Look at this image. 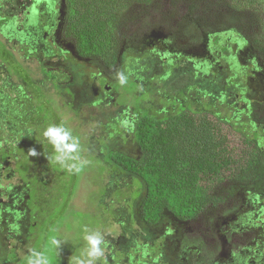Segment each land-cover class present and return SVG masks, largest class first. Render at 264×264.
<instances>
[{"label":"rangeland","instance_id":"rangeland-1","mask_svg":"<svg viewBox=\"0 0 264 264\" xmlns=\"http://www.w3.org/2000/svg\"><path fill=\"white\" fill-rule=\"evenodd\" d=\"M170 4L171 0H163V8L170 7ZM1 5L2 15L17 16L19 22L27 18L26 13L29 14L27 10L35 7L41 8L40 13L50 9V16L56 11L53 19L57 21L59 18L60 21L63 19L59 10V0H38L35 4L34 0H1ZM177 10L176 16H180L186 13L187 6L180 3ZM170 14L168 12L165 17H156V20L166 22ZM48 17L45 14L43 19ZM173 21L175 20L172 19ZM172 26L173 23L168 26H156L145 35L142 45L125 50L122 60L123 72L129 70L133 78L125 73L124 84H121L120 80L116 82L99 67L74 54L68 42H61L64 51H60V46L55 43L59 38V30L55 27L53 28L56 30L52 28L50 31L49 42L53 45L46 56L43 52L32 51L23 42L13 39H4L7 45L5 47L0 39V55L1 50L8 49L9 53L14 51L16 60L10 58V62L7 60L5 63L0 57V147L6 146L5 152L8 156L3 159L0 154V206L4 210L6 223L2 235L4 259L10 258L2 264H27V258L33 251L48 256L49 264H76L77 258H87L85 228L89 232L99 231L104 237L105 243L102 245L104 255L94 264L195 263L198 256L195 257L194 254L192 257L191 252L194 249L183 248L179 254V242L182 235L190 233L191 229L193 230L191 233L199 235L205 227L201 220L195 221L194 224L187 223H191L190 227H180V221L170 213L167 214L166 222L159 227L156 224L147 225L139 211V198L135 196L136 190L143 193V189L137 185L139 182L133 176L125 174L108 171L99 174L100 163L97 159L102 158L104 149L123 151L134 157L140 155L134 136L136 120L156 113L151 110L168 112L181 109L177 105L178 101H181L178 92L167 88L171 79L181 74L194 77V82L185 95L190 100L182 102L188 109H193L194 106L207 109L210 107L208 103L213 104V109L219 111L222 118L230 120L234 125L233 127L226 125L223 129L235 148L240 150L246 148L243 133L252 137L257 135V142L264 148V119L259 115L260 111L264 110V60L246 46V42L236 41L240 38L237 30L229 34L220 32L222 35L218 41H213V35H217L216 33L203 31L197 43L181 46L170 38L166 40L172 32ZM255 34L264 41V30L260 28ZM4 55L9 54L5 52ZM19 60L21 64L17 62ZM20 69H23L22 73L31 72L33 82L43 92L34 88L38 93L41 91V95H47L53 100L59 116L65 115V109L70 108L78 113V117L69 122L72 133H75V130L79 131V135L76 133L78 138L83 132L88 135V139L84 136L79 141L80 160L86 162L87 166L86 163L82 165L83 168L86 166V171L74 193L75 199L70 205L71 208L64 210L63 205H57L38 225V232L41 228H46L48 235L53 231L58 233L61 231L68 237L61 239L56 245L50 242L53 239L59 241L58 236L52 233L50 241L44 243L48 236L38 232L36 234L31 230L32 224L34 222L37 224L34 218L38 213H32L27 205L26 180L18 173L8 178L7 172L2 171L3 167L6 171L15 167L14 157L18 156L16 147L22 143L23 138L31 139L30 136L36 135L35 130L28 125L30 120L27 123L24 120L23 127H15L12 130L6 124L2 126L7 119L8 109L20 102L18 96L21 95V91L30 100H34L33 93H37L36 89L32 88L33 92L28 89L22 78L15 74V71ZM250 103L257 105L254 108L257 115L251 112ZM33 105L35 106L34 103ZM18 111L24 118H30L33 110L26 108ZM238 128H244V132H240ZM82 142L84 144L87 142L85 150L81 147ZM35 147L38 167L28 173V176L35 173L39 174L41 179L48 172L43 162L39 160L41 159L39 145ZM262 180L264 182V178ZM230 183H225L226 189ZM100 187L106 190L102 195L96 192ZM116 189L127 192L121 200L116 199ZM254 194L253 190L238 188L234 199L242 203L247 197L253 202L254 200L250 198L255 197ZM258 199L260 202L254 208L253 223L246 220L247 217L243 218V222H239L244 230L236 236L240 240L238 249L234 250L237 254L229 256L226 248L229 242L220 228L226 219L220 214L222 209L230 208L229 204H232V201L225 206L220 205L213 207L210 212L207 211V215H213L214 220L211 226L212 235L206 234L208 237H205L210 241L212 236L213 247H224L223 250L220 248L215 252L212 264H241L245 260L264 257V188ZM46 202H49V199ZM46 202L43 209H50ZM246 210L247 207H243L242 213ZM49 219L50 223L46 225ZM229 222L236 224L238 221L234 219Z\"/></svg>","mask_w":264,"mask_h":264},{"label":"trees","instance_id":"trees-1","mask_svg":"<svg viewBox=\"0 0 264 264\" xmlns=\"http://www.w3.org/2000/svg\"><path fill=\"white\" fill-rule=\"evenodd\" d=\"M180 3L187 6V11L176 16ZM68 4L63 35L72 42L79 56L99 67L116 82L119 81L120 74L128 73V77L133 78L129 70L123 72L122 60L125 50L142 45L145 35L156 26H168L172 23V32L166 40L171 39L184 46L197 43L203 31L216 33L217 35H213V41H218L222 33L229 34L237 30L240 41L246 42L245 45L264 60V41L255 34L260 28L264 30V0H171L168 8H163V0H68ZM168 12L171 13L169 20H156V17H165ZM172 19L175 21L172 22ZM5 52L9 55L5 56ZM9 52L8 49L1 50V59L6 62L13 58L16 61L14 55ZM22 70L15 71V74L21 76L27 85L29 83L30 89H40L28 73H22ZM193 82L192 75L181 74L173 77L167 87L170 91L178 92L181 101H178L177 105L181 107L180 110H151L156 113L136 120L134 136L140 151L138 157L123 151L104 149L102 158L97 159L100 163L99 174L105 171L125 174L133 176L139 182L137 185L143 189V193L136 190L135 196L139 198L141 217L149 226L156 224L159 227L168 219L167 214L170 213L184 221L203 215L210 205L213 208L225 206L230 201L236 203L234 196L238 188L256 192L264 188V155L257 142L258 136L252 137L243 133L246 148L237 149L223 129L226 125H234L230 120L222 118L219 111L213 109V104L208 103L210 107L207 109L202 106L188 109L182 102L190 100L185 95ZM35 92L37 95L33 93L34 100L28 99L24 92L18 96L20 102L17 106L20 108L7 104L10 107L8 112L12 122L15 125L19 122L16 128L23 127L24 120L26 123L30 120L28 125L36 132L35 140L33 136H30L31 139L25 137L16 147L18 156L14 157L15 167L10 168L7 175L11 177L18 173L26 180L27 205L32 213H38L34 218L37 224L34 222L31 228L36 233L38 225L46 219L45 216L47 217L51 209L57 205H63L64 210L71 208L70 205L75 199L74 193L80 185L82 175L84 176L87 163L85 168L83 165L77 172L69 171L67 164H61L54 159L55 149L43 136L44 130L52 125H62L72 133L69 122L78 117V113L70 108L65 109V115L59 116L53 100L47 95H41L38 90ZM29 100L32 101L30 107L33 111L30 118H24L18 110H25L23 105ZM177 100L176 98L175 101ZM254 108L255 104L251 111L256 114ZM238 129L244 132V128ZM76 133L79 131L75 130L72 135L79 141L84 136L88 139L85 132L80 133V138ZM37 144L41 150L39 160L48 172L41 179L39 174L35 173L28 176V173L38 167V158L30 155L31 150H37ZM82 144L81 147L84 148L87 142ZM83 154L85 155L84 152ZM227 182H231L228 189L225 188ZM105 191L103 187L96 190L100 195ZM126 193L116 189V199L121 200ZM48 199L49 202H46ZM45 202L49 204L50 209H43ZM3 212L0 206V264L10 260L4 259L2 235L6 223ZM49 223L50 219L46 225ZM38 233L48 236L44 243L50 241L52 233L58 236V242L68 238L61 231H53L48 235L46 228H41ZM203 262L204 260H198L197 264Z\"/></svg>","mask_w":264,"mask_h":264},{"label":"flooded vegetation","instance_id":"flooded-vegetation-1","mask_svg":"<svg viewBox=\"0 0 264 264\" xmlns=\"http://www.w3.org/2000/svg\"><path fill=\"white\" fill-rule=\"evenodd\" d=\"M36 1H38V0H34V4L36 3ZM59 4H60L59 10L63 15L62 21H60V18L58 21L53 19L54 13L55 14L57 13L56 11L53 12L52 16H50L49 15L50 9L48 11H46L45 13L44 12L40 13L41 8L35 7V8L30 9V10H27V11H29V14L26 13L27 18H25L21 22H19V19L17 18V16H14V15L4 16V15H2V13H3L2 7L3 6L1 5V0H0V39L2 40L3 43H4V39H6V38L13 39V40L19 41V42H23L30 50L40 52V53L43 52L44 55L46 56V54L49 53L50 47L52 48V45H53L51 42H49L50 41L49 37L51 36L50 31L53 27H55L59 30V38L57 39V41L55 43L60 46L59 47L60 51H64V49H63L64 46L62 45L61 42L65 41L71 45V49H72L73 53L78 55L74 49V45L72 44V42L69 41L63 35L65 21H66L67 15H68V8H69L68 0H59ZM45 14L49 16L48 19H43ZM3 19H7V20L4 21ZM55 28H53V29H55ZM237 40L240 41L241 39L237 38ZM4 44H5V47H7L6 43H4ZM210 51L212 52V49H210ZM12 52L14 53V51H12ZM13 53H11V54H13ZM79 57L81 59L87 61L86 59L82 58L81 56H79ZM17 62H19V64L22 63V62H20V60ZM21 66L23 68V65H21ZM30 73L31 72L29 71L28 75H29V77H31V79L33 81V78H32ZM22 80H23V78H22ZM27 88L28 89L31 88L29 86V83L27 85ZM30 104H31L30 100L25 101L24 105L27 107L24 106L25 107L24 109L30 108V110H31L32 107H30L31 106ZM254 104L255 103H253V104L250 103L249 105L252 108V107H254ZM255 106H257V105H255ZM251 108H250V110H251ZM251 112H253V111H251ZM259 115H261L260 118L264 119V110L260 111ZM12 121L13 120L9 116V112H8L7 113V119L5 120V123H2V126H5V124H6V125H8L9 129L12 130L16 126L14 124V122H12ZM0 126H1V123H0ZM32 136L34 138H36L35 135H32ZM5 148H6V146L0 147V150H2L0 152V154H1L3 159L8 157L6 152H5ZM10 151H11V149H10ZM260 151L264 155V148H262L261 146H260ZM2 171L7 172L8 170L6 171L5 167H3ZM247 192H248V190H247ZM253 192L255 193L254 194L255 197L250 198V199L254 200L253 202L251 200L247 199V197H245V200L242 203H240V200L236 199L237 200L236 203L232 202V204H229L230 208L221 210L222 214H220V215H222V217L226 220H223L220 228L224 232L225 239L229 242V245L226 246L227 251H228V256L233 255V254H237V252L234 250L238 249L240 240L236 236H238L240 231L244 230L243 225H240L239 222L240 223L243 222V218H246V217H247L246 220H248L252 223L254 221L252 219V216L254 214V208H256V206H258V204L260 202L258 198H259V193L261 191H258V192L253 191ZM243 207H247V210L244 213H242ZM207 211H209V212L212 211V205H210L208 207V209H206L203 212V215H200V216L195 217L193 219L184 220V221L178 219L180 221L179 222L180 227H185V226L190 227L191 223L194 224L195 221L198 222V220H201V223L205 226L204 230L200 231L199 235H197L195 233H191L193 231L191 229L190 233H188V234L184 233L182 235V237L180 238L179 254H181V250H183V248H190V249L193 248L194 251L191 252L192 257H194V254H195V257L198 256V258L195 260L194 264H197L198 260H204V262L201 264H204V263L212 264L214 262L215 252L220 248H222V250L224 249V247H222V246L218 247V248L213 247L212 236L210 238V241L208 239H206V237H205V236L208 237V235H212L211 226H212V223L214 220L213 215H210V214L207 215ZM240 213H242V215ZM234 219H236L238 222L236 224H230L229 220L232 221ZM165 222L166 221H164V223ZM184 222H186V223H184ZM189 222H191V223L187 224ZM206 234H208V235H206ZM246 246L247 245H245L244 247L247 250ZM247 252H249V251H247ZM207 253H208V255H206ZM242 258H240V259L242 260ZM234 263H237V262H234ZM263 263H264V257H262L261 259L258 258V259L245 260L243 263L241 262V264H263Z\"/></svg>","mask_w":264,"mask_h":264},{"label":"clouds","instance_id":"clouds-1","mask_svg":"<svg viewBox=\"0 0 264 264\" xmlns=\"http://www.w3.org/2000/svg\"><path fill=\"white\" fill-rule=\"evenodd\" d=\"M121 84L126 82V78L123 74L119 75ZM43 136L47 138L55 149L56 155L54 159L61 163L67 164L69 171H79L83 162L80 160L79 140L74 137L70 130L62 125H52L47 127ZM30 155H37L35 149L30 151ZM73 163H67V162ZM84 239L87 241L86 259L77 258L76 264H94V262L104 255V248L102 245L105 243L103 235L99 231L89 232L87 228L84 229ZM52 245H56L59 242L55 239L51 241ZM27 264H49V258L42 252L33 251L27 258Z\"/></svg>","mask_w":264,"mask_h":264},{"label":"water","instance_id":"water-1","mask_svg":"<svg viewBox=\"0 0 264 264\" xmlns=\"http://www.w3.org/2000/svg\"><path fill=\"white\" fill-rule=\"evenodd\" d=\"M7 177L9 178V177H10V175L8 174V175H7Z\"/></svg>","mask_w":264,"mask_h":264}]
</instances>
